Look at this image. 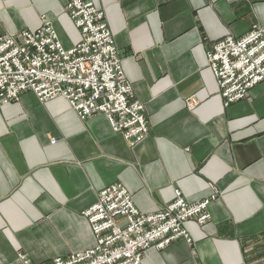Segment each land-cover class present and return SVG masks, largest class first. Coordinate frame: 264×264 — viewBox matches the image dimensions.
I'll return each mask as SVG.
<instances>
[{
    "label": "crops",
    "instance_id": "1",
    "mask_svg": "<svg viewBox=\"0 0 264 264\" xmlns=\"http://www.w3.org/2000/svg\"><path fill=\"white\" fill-rule=\"evenodd\" d=\"M67 0H0V36L52 21L69 48L82 39ZM105 13L149 134L134 146L105 114L81 119L64 97L31 91L0 102V264L94 247L84 211L121 182L142 212L218 196L190 240L146 250L142 264H264V80L225 106L207 50L264 28V0H93ZM194 98L190 105L188 99ZM52 138H56L52 142Z\"/></svg>",
    "mask_w": 264,
    "mask_h": 264
},
{
    "label": "built area",
    "instance_id": "2",
    "mask_svg": "<svg viewBox=\"0 0 264 264\" xmlns=\"http://www.w3.org/2000/svg\"><path fill=\"white\" fill-rule=\"evenodd\" d=\"M66 11L82 39L65 47L52 21L34 30L0 36V102L19 101L33 92L41 102L64 97L83 120L105 114L113 130L134 146L150 132L145 105L133 96L105 13L93 0H67ZM225 106L245 99L264 80V28L253 25L241 37L226 36L207 50ZM194 98L188 99L190 105ZM56 138H52L55 142ZM210 197L190 202L176 189L175 199L155 212H142L121 182L105 186L84 211L95 235L94 247L24 264H142L151 247L163 249L190 240L185 224L210 219Z\"/></svg>",
    "mask_w": 264,
    "mask_h": 264
}]
</instances>
